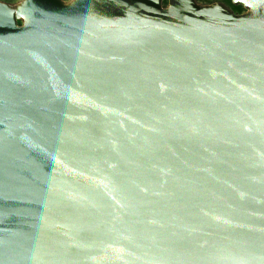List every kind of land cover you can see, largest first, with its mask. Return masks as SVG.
<instances>
[{
    "label": "water",
    "instance_id": "water-1",
    "mask_svg": "<svg viewBox=\"0 0 264 264\" xmlns=\"http://www.w3.org/2000/svg\"><path fill=\"white\" fill-rule=\"evenodd\" d=\"M0 0V264H264V0Z\"/></svg>",
    "mask_w": 264,
    "mask_h": 264
},
{
    "label": "rangeland",
    "instance_id": "rangeland-1",
    "mask_svg": "<svg viewBox=\"0 0 264 264\" xmlns=\"http://www.w3.org/2000/svg\"><path fill=\"white\" fill-rule=\"evenodd\" d=\"M198 1H200V2H210L212 0H198ZM223 1L227 2L235 11H237V12L240 11L239 6H236V5L232 4L231 0H223Z\"/></svg>",
    "mask_w": 264,
    "mask_h": 264
},
{
    "label": "flooded vegetation",
    "instance_id": "flooded-vegetation-1",
    "mask_svg": "<svg viewBox=\"0 0 264 264\" xmlns=\"http://www.w3.org/2000/svg\"><path fill=\"white\" fill-rule=\"evenodd\" d=\"M240 9V8H239ZM241 10V9H240Z\"/></svg>",
    "mask_w": 264,
    "mask_h": 264
}]
</instances>
